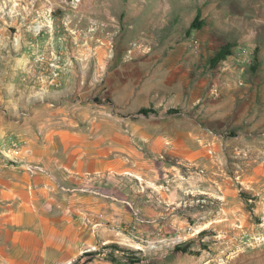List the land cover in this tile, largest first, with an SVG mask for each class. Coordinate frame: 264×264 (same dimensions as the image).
<instances>
[{"label": "rangeland", "instance_id": "rangeland-1", "mask_svg": "<svg viewBox=\"0 0 264 264\" xmlns=\"http://www.w3.org/2000/svg\"><path fill=\"white\" fill-rule=\"evenodd\" d=\"M137 84L150 117L196 118L191 171L207 192L178 230L148 242L129 226V242L98 252L115 264H264V0H0V162L26 152L6 124L36 103L112 107L117 86Z\"/></svg>", "mask_w": 264, "mask_h": 264}, {"label": "crops", "instance_id": "crops-1", "mask_svg": "<svg viewBox=\"0 0 264 264\" xmlns=\"http://www.w3.org/2000/svg\"><path fill=\"white\" fill-rule=\"evenodd\" d=\"M129 85L114 89L112 107L57 97L6 124L27 147L0 162L6 264H115L98 250L129 242V226L149 242L192 214L198 190L207 192L191 171L198 122L139 113L148 88Z\"/></svg>", "mask_w": 264, "mask_h": 264}, {"label": "trees", "instance_id": "trees-1", "mask_svg": "<svg viewBox=\"0 0 264 264\" xmlns=\"http://www.w3.org/2000/svg\"><path fill=\"white\" fill-rule=\"evenodd\" d=\"M230 44L229 43H226L224 44L214 55L213 57L211 58V62L212 64H216L220 59H224L228 54H230ZM139 113H142V114H148V112H155L153 109L151 108H147V107H141L139 110H138ZM174 112H177V111H174ZM187 244H185L184 246H181V245H176L174 247L175 251L176 252H187V247H186ZM113 246V244H112Z\"/></svg>", "mask_w": 264, "mask_h": 264}, {"label": "built area", "instance_id": "built-area-1", "mask_svg": "<svg viewBox=\"0 0 264 264\" xmlns=\"http://www.w3.org/2000/svg\"><path fill=\"white\" fill-rule=\"evenodd\" d=\"M60 264H69V263H60Z\"/></svg>", "mask_w": 264, "mask_h": 264}]
</instances>
